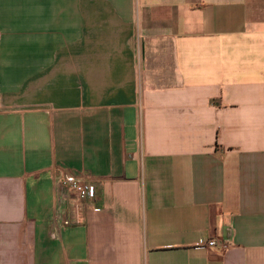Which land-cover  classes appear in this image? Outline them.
<instances>
[{
  "label": "crops",
  "instance_id": "obj_1",
  "mask_svg": "<svg viewBox=\"0 0 264 264\" xmlns=\"http://www.w3.org/2000/svg\"><path fill=\"white\" fill-rule=\"evenodd\" d=\"M0 264H264V0H0Z\"/></svg>",
  "mask_w": 264,
  "mask_h": 264
},
{
  "label": "built area",
  "instance_id": "obj_2",
  "mask_svg": "<svg viewBox=\"0 0 264 264\" xmlns=\"http://www.w3.org/2000/svg\"><path fill=\"white\" fill-rule=\"evenodd\" d=\"M59 182L64 187L75 192L78 198L82 201H93L95 198L92 184L83 176L73 174L72 172H66L63 174ZM66 223L67 222H65V224ZM198 245L205 248L218 247L222 251H227L230 248L231 243L216 237L202 240Z\"/></svg>",
  "mask_w": 264,
  "mask_h": 264
}]
</instances>
